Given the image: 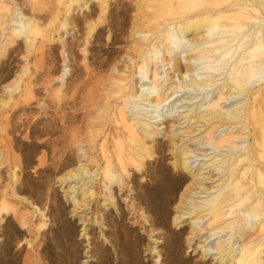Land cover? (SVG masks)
Wrapping results in <instances>:
<instances>
[{"label":"rangeland","instance_id":"374dc122","mask_svg":"<svg viewBox=\"0 0 264 264\" xmlns=\"http://www.w3.org/2000/svg\"><path fill=\"white\" fill-rule=\"evenodd\" d=\"M157 2L152 8L146 0H0V264H233L221 262V253L247 241L238 229L233 237L229 228L212 234L218 222L209 225L210 215L189 214L182 204L191 190L197 191L192 205L223 184V172L207 171L204 162L223 163L231 146L219 150L215 140L240 123L200 118L228 75L222 66L199 68L203 60H193L190 40L199 33L190 31L171 56L160 49L153 61L149 42L161 40L168 18L164 0ZM15 17L37 24L31 45L24 32L11 38ZM194 77L211 85L178 88ZM263 79L264 72L249 91L220 105L245 102L257 87L264 93ZM119 84L125 90L111 93ZM124 92L136 94L124 107L127 118L147 122L153 132L139 130L150 150L141 166L125 170L113 150ZM158 96L167 98L156 102ZM243 131L236 154L254 141V125ZM181 147L192 170L202 168L200 188L175 164ZM107 158L114 180L104 174ZM79 165L86 174L64 179ZM196 218L200 229L193 231ZM222 241L227 250L220 252Z\"/></svg>","mask_w":264,"mask_h":264},{"label":"bare ground","instance_id":"6f19581e","mask_svg":"<svg viewBox=\"0 0 264 264\" xmlns=\"http://www.w3.org/2000/svg\"><path fill=\"white\" fill-rule=\"evenodd\" d=\"M146 1L149 7L156 8L155 2L157 0ZM162 7V16L167 15L168 18L161 40L158 43H156L157 41L149 42L151 48L147 51L152 52L153 61H155L156 53L160 49H165L171 56L174 47L179 46L181 39L185 38L190 31L199 33L197 37L189 39L191 41L190 51L193 50V60H203L199 68L215 70L222 66L226 68L228 75L218 85L219 94L217 98L209 103V110L200 118L208 124L222 120L240 123L235 130H230L215 140L216 148L219 150L226 144L231 146V149L223 154L227 157L219 159V161L223 159V163H219L215 159L204 162V168L207 171L223 172L221 178L223 184L216 185L215 189L209 192L204 199L198 200L192 205L190 202L192 194L197 191H190L188 188L186 192L190 191V194L186 197L183 196L186 199L182 204L187 205L186 212L189 214L198 211L203 212V215H210L209 225L218 222L214 225L212 234L226 228L233 230L232 237L236 229L240 230L243 235L245 234L247 241L238 251L232 243L227 250V248L222 247L223 241L220 242L217 248L220 252L227 250L228 254L225 257V254L221 253V262L264 264V186H260L264 183V161L261 159V148H264V93L261 92L260 87H257L250 91L245 102L241 100L233 106L231 104L230 107L220 105L221 100H227L228 95L244 94L246 90L249 91L250 86L254 83L252 79L264 72V20H260V18H264V0H164ZM102 10L104 9L102 8ZM183 17L189 18L181 22ZM14 20L15 25L10 34L11 38L24 32L27 36V43L29 42L28 44L31 45L34 42V36L39 32L35 21L31 19L23 22L18 17H15ZM142 37L149 40V36L146 34H143ZM162 46L163 48H161ZM5 47L3 45L2 48ZM230 58H232L231 61H229ZM146 60V57L142 60L144 66ZM143 65L138 67L142 68ZM179 66L173 62L174 68L178 69ZM190 67L187 65V70H190ZM153 74L154 79H156L157 71H154ZM122 81L123 79H120V82ZM210 85L207 78L194 77L188 83L178 85V88L184 89L190 86L206 88ZM174 87L177 88V86ZM125 88L126 86L119 84L112 89L111 93L123 92ZM152 89L158 91L156 82L153 83ZM147 94L143 93V95ZM135 95L126 92L122 97L124 105L120 107L119 118L116 119V122L121 121V127L116 132L117 138L113 150L117 155V163L123 170L129 163H134L136 167L141 166L145 153L150 150L146 141L141 138L139 130L146 136L153 133L144 127L147 122H142L138 118L132 122L125 114L124 107L129 104L128 98ZM166 98L158 96L156 102L166 100ZM195 111L196 108H193L192 114ZM250 123L255 127L254 134L251 133L254 141L252 144L242 146L244 150L236 154L234 150L240 144L236 143L235 145V141L242 137L243 130L249 127ZM214 126L216 125L213 124L207 130L209 137H212ZM175 164L190 171L194 179L200 180L198 182L199 188L201 187V179L205 178V176L201 177L202 168L192 170L194 165L188 161V151L185 147L177 149ZM86 173L87 168L84 165H79L76 171H72L64 179ZM104 174L109 180L116 179V170L112 169L109 158L104 165ZM38 210L42 212V210ZM183 213L185 210L176 213L174 221H181ZM192 224L194 226L193 231L200 229L198 218L194 219ZM253 228L255 231L251 233L250 229ZM230 239V237L227 238L228 242Z\"/></svg>","mask_w":264,"mask_h":264}]
</instances>
